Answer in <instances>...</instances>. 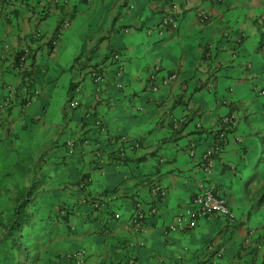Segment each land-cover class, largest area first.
Wrapping results in <instances>:
<instances>
[{"label": "clouds", "instance_id": "clouds-1", "mask_svg": "<svg viewBox=\"0 0 264 264\" xmlns=\"http://www.w3.org/2000/svg\"><path fill=\"white\" fill-rule=\"evenodd\" d=\"M142 2L127 0L121 10L120 22L133 25L124 35L132 38L122 42L126 49L120 48L121 42L113 43L108 61L103 59L108 41L102 42L94 54L100 34L89 39L88 32L78 33L79 46L62 72L69 82L68 103L61 105L62 121L45 125L51 131L17 145L0 127V264H20L21 250L28 253L27 260L23 257L24 264H241L233 256L240 241H247L246 235L234 236L220 249L217 256L225 255V261L212 253L221 242L217 231L230 232L234 220H246L248 209L256 211L257 205L264 202V197L256 199L258 191H264V155L259 151L264 143V50L253 55L256 27L264 32V0H259L258 8L253 6V0H221L220 11L229 9L225 19L230 23L225 27L233 31L225 32L219 45V33L214 30L221 25L207 11L214 0H188L184 8L181 0H168L167 4L165 0H152L157 8L164 5L160 24L164 20L166 32L156 26V17H151V26L141 27V22L151 16L140 10ZM124 3L125 0H116L111 12L105 7L98 17L96 26H102V34L113 41L116 30L112 17ZM187 8L196 9L186 13ZM253 20L257 21L255 27ZM71 27L66 19L62 32L66 34ZM193 29L200 32L198 40L211 31L208 50H220H196L208 57V73L212 74L219 65L228 70L221 75L241 79L238 90L233 88L223 103H213L204 91L190 99L191 87H181L179 80L161 83L165 75L161 66H173L170 60L187 52L182 37ZM166 35L173 39L167 40ZM224 40L229 42L225 44ZM157 42H161L159 54L153 55ZM53 43L55 57L63 46L64 35ZM116 67L118 71H114ZM254 68L259 74L252 71ZM154 71L158 74L151 75ZM125 72L132 74L125 77ZM145 76L149 77L147 82ZM48 87L51 85L46 81L38 85L45 108L49 95L43 93ZM141 88L148 91L140 92ZM133 91L139 95L132 99L135 107L130 108L128 100ZM220 95H225L223 86ZM234 101L243 103L237 107ZM202 103L205 107L198 111ZM234 107L236 111L232 110ZM5 115L0 108V120ZM38 115L43 119L44 113ZM189 120L197 130L207 128L216 140L181 132ZM85 121L88 128L83 127ZM225 126L233 131L221 147L224 136L217 134L216 129ZM65 141L67 146L61 148L59 145ZM140 157L145 162L136 167ZM52 161L57 165L55 172ZM68 181L72 183L65 192L53 196L52 190L63 188ZM89 183L95 189L93 196L102 188L114 192L104 200L116 211L118 219L125 221L121 227L105 232V217L93 223L85 219L86 211L73 207L74 200L85 198V192L75 185L83 188ZM218 185L220 203L229 208L228 217H224L227 228L222 213L204 217L205 213L191 203L196 196L191 202L188 199L189 193L198 188L211 190ZM158 194L164 202L159 205L163 212L152 204ZM210 206L216 207V202ZM260 211L264 215V206ZM137 215L142 222L132 227V218ZM145 215L152 217L147 223L143 222ZM216 216L221 220L219 226L212 219ZM212 237L214 242L206 247Z\"/></svg>", "mask_w": 264, "mask_h": 264}, {"label": "crops", "instance_id": "crops-1", "mask_svg": "<svg viewBox=\"0 0 264 264\" xmlns=\"http://www.w3.org/2000/svg\"><path fill=\"white\" fill-rule=\"evenodd\" d=\"M188 2V0H187ZM185 0H181V8H184V4L187 3ZM168 3V0H165ZM116 0H19L17 3L9 4L6 0H0V108H3L4 116L3 120H0V127L5 128L6 131L4 135L11 136L19 145L21 142L27 144L30 139L42 138L51 129L45 128V125L52 124L55 125L57 121H62L63 112L61 105L68 103L66 100V89L68 87V80L66 75H62L63 66L67 61L73 56L74 50L79 46V32H88L89 39L92 36H96L98 33V38L96 39V47L93 48V53L99 50V46L102 42L108 41L105 47L104 61H108L112 55L113 43L121 42L120 48L126 49L127 45L122 42L125 39H131V36H125L124 33L133 28V25L129 23H121L120 15L121 10L124 9L127 4L125 0L124 4H120L117 8L116 15L112 17V25L116 30V40L113 41L109 36L102 34L104 29L102 26H96L99 24L98 17L102 12H104L105 7L108 12H111L112 8L115 6ZM145 5L148 7L145 8ZM253 6L259 7V0H253ZM221 0H214L207 8L208 12H212L216 16L217 24L221 27L215 29L214 31L219 33V37L216 39V44L221 43V37H223L225 32L233 31L231 27H225L230 23L229 20L225 19L229 11L225 8L223 12L220 11ZM156 9V11H152ZM196 8H187L185 12H195ZM6 10V11H5ZM140 10L147 11L151 14L149 18L141 22V27L145 24L151 26L153 21L151 17H156L159 23L156 25L161 29V31L166 32V27L161 25V19L164 18L165 8L161 5L157 8V4L153 3L152 0H143L140 4ZM203 10V9H202ZM219 13V15H217ZM71 24V29L67 33H62L64 35V43L61 49L58 50L55 57L53 56V45L52 42L57 38L56 32L61 25L65 24V21ZM253 26L257 24L256 20L252 21ZM170 28V27H168ZM111 31V29H109ZM135 31L139 32L140 28H136ZM239 29H237V33ZM39 34V36L36 35ZM256 39L255 48L253 49V55H259V53L264 50V32L260 31L259 27H256ZM51 34V35H50ZM200 36V32L196 29L182 37L185 42V47L187 49L186 53H182L181 56L176 57L174 60H170L173 65L171 67L160 68V71L164 72L165 75L161 77V83L167 84L171 80H179L181 87L190 86L191 93L189 98L192 99L200 92L204 91L206 94L210 95L213 103H223L226 100V96L231 94L233 88H237L241 84V79L239 76L234 75H221V73H227V69L220 67L219 65L212 74L208 73V68L211 67L210 64L206 63L208 57L204 53L197 54L196 50L204 48L205 53L208 51L219 52L218 48H213L208 50V44L210 43L211 31H209L208 36L201 39H197ZM167 40H172L173 37L166 35ZM230 39V38H229ZM191 41V43H188ZM225 44L229 41L224 40ZM161 42H157L156 47L152 49L153 55L159 54V45ZM179 42L177 47H179ZM29 50L30 57L28 58V63L25 66V70L20 72L19 61L16 58L17 54L21 50ZM120 54V53H118ZM95 58V56L93 57ZM115 65V61H112ZM96 66L95 64L93 65ZM149 66H145L147 68ZM151 67H155L152 65ZM231 65H229V68ZM119 68H114V71H118ZM143 70V69H142ZM134 71V69H133ZM248 72L247 69H245ZM252 71L259 74L258 69H253ZM131 72H125V77L130 76ZM157 72H152L151 75H157ZM251 74L250 72L248 73ZM148 76L144 77L147 82ZM51 87L44 90V95H49V100L47 101V108L41 103L42 97L38 85L45 82ZM223 86L224 96L220 95L221 87ZM255 87V86H253ZM264 90V89H262ZM148 91L145 88H141L140 92ZM251 91V90H250ZM37 92V95L34 93ZM138 93L133 91L130 93V98L128 100L129 107H135L132 102L133 98L138 97ZM256 97H253L255 100ZM233 103V102H229ZM235 105L240 106L243 101H234ZM78 105L76 108H79ZM177 107V104H173V108ZM186 107V105H185ZM205 104H201L202 110ZM237 107L232 110L236 111ZM39 113H44L43 119L39 118ZM242 119L247 120L248 117L243 116ZM84 128H88V124L85 121ZM90 130V129H89ZM222 128H217V134L222 133ZM232 129L227 132L224 141L227 140L229 136L232 135ZM181 132H186L188 136H196L198 138L208 139L215 141L216 136H212L207 128L201 127L199 130L193 125L192 121H186ZM208 133V136L205 134ZM75 135V127L72 132ZM179 135V134H178ZM224 141L220 144L221 147L224 146ZM11 141H9L10 143ZM68 141L59 145L61 148H65ZM91 151V150H90ZM100 151V149H96ZM259 151L264 155V143L261 144ZM144 158L140 157L136 160L135 166L139 167L143 164ZM131 163V161H129ZM52 171H56V162L52 161ZM72 181L65 183L63 188L53 189V196L59 195L65 192L68 188V184ZM80 191L85 192V198L83 200H74L73 207L79 206V210L86 211L88 216L85 218L87 221L95 223L101 217H105L104 231L108 232L111 228L121 227L125 221L119 220L116 211L109 205L105 203L104 197L106 195H114V192H109L108 189L102 188L99 192H96L95 196L92 193L95 189L92 187L91 183L85 184L83 188H80L79 184L75 185ZM221 186L218 185L217 189L203 190L197 189L196 192H190L188 199L191 200L206 191H211L214 196L218 195V189ZM86 189V191H85ZM264 197V191H258L256 199L261 200ZM159 202V204H157ZM66 203V202H65ZM163 200L158 194L155 201H152L154 206L159 207L163 205ZM264 206V202L257 205L256 211L252 208L248 209V215L246 220H242L236 223L235 220L231 224V231L226 232L221 229L216 232V236L221 237V242L217 245L216 251L212 253L213 257H216L220 261H225V255L217 256L220 249H223L230 240L235 237L247 236V241L241 240L239 246L236 248L235 255L233 259L240 261L241 264H264V215H261V207ZM160 212L164 211L163 207H159ZM152 208L149 207L148 212H151ZM97 215H93V214ZM224 218V217H223ZM133 219V218H132ZM152 217L145 215L144 223H147ZM217 226L221 223L219 217L212 218ZM234 219V218H233ZM205 221L209 219H204ZM109 221L112 223L109 225ZM224 227L227 228V219L224 218ZM159 223V220L156 221ZM248 224L249 227L245 228L244 225ZM132 227H135L133 224ZM154 226V225H153ZM223 232V235H221ZM253 233H256L255 238H253ZM215 240V237L206 242V247L210 246ZM230 251V250H228ZM28 253L25 252V260H27ZM24 264V263H23ZM103 264V261L100 262ZM230 264V262H228Z\"/></svg>", "mask_w": 264, "mask_h": 264}, {"label": "built area", "instance_id": "built-area-1", "mask_svg": "<svg viewBox=\"0 0 264 264\" xmlns=\"http://www.w3.org/2000/svg\"><path fill=\"white\" fill-rule=\"evenodd\" d=\"M7 3L9 4H14L17 3L19 0H6ZM56 1V0H55ZM206 15V14H205ZM203 19V18H202ZM207 21L206 19L204 20V22ZM162 24L164 25V20L162 22ZM65 28V24L61 25L60 28L57 30L56 32V37L58 38L59 35H61L62 29ZM37 36H39L38 33H36ZM56 38V39H57ZM54 42V41H53ZM52 42V45L54 46V43ZM30 57V52L29 50L25 49V50H21L18 60H19V67H20V72L25 70V66L28 63V58ZM264 91V90H261ZM38 93L35 92L34 95H37ZM78 105H76L75 107H77ZM231 119V117H229ZM222 134L225 138V132L227 130H230L227 126H225L224 128H222ZM224 140L220 141V144L223 142ZM68 144V142H67ZM222 197H216L213 195V193L211 191H206V192H202L199 195H197L193 201L191 202L198 210H202L205 215L204 217H210V216H214L217 215V213H222L223 217H228V213H229V208L228 205L226 203H220ZM215 201L216 202V207H211L210 205L212 204V202ZM145 219V216L143 217V220ZM134 223L133 225L136 227L137 225H139L142 220L141 217L139 215H137L136 217L133 218Z\"/></svg>", "mask_w": 264, "mask_h": 264}, {"label": "rangeland", "instance_id": "rangeland-1", "mask_svg": "<svg viewBox=\"0 0 264 264\" xmlns=\"http://www.w3.org/2000/svg\"><path fill=\"white\" fill-rule=\"evenodd\" d=\"M22 259L20 260V264H23L24 263V260H23V257L25 255V253L23 252V250H21V253H20Z\"/></svg>", "mask_w": 264, "mask_h": 264}, {"label": "trees", "instance_id": "trees-1", "mask_svg": "<svg viewBox=\"0 0 264 264\" xmlns=\"http://www.w3.org/2000/svg\"><path fill=\"white\" fill-rule=\"evenodd\" d=\"M19 54H20V52L18 53V55H17V57H16L17 59H18V57H19ZM18 61H19V60H18ZM66 146H67V144H66Z\"/></svg>", "mask_w": 264, "mask_h": 264}]
</instances>
